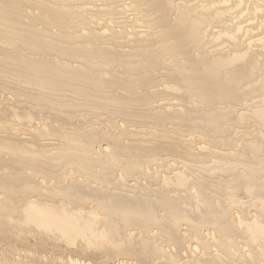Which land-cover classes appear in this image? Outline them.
<instances>
[{
	"label": "bare ground",
	"instance_id": "bare-ground-1",
	"mask_svg": "<svg viewBox=\"0 0 264 264\" xmlns=\"http://www.w3.org/2000/svg\"><path fill=\"white\" fill-rule=\"evenodd\" d=\"M0 264H264V0H0Z\"/></svg>",
	"mask_w": 264,
	"mask_h": 264
}]
</instances>
